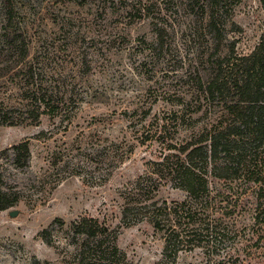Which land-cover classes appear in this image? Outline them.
I'll use <instances>...</instances> for the list:
<instances>
[{"label": "rangeland", "instance_id": "obj_1", "mask_svg": "<svg viewBox=\"0 0 264 264\" xmlns=\"http://www.w3.org/2000/svg\"><path fill=\"white\" fill-rule=\"evenodd\" d=\"M204 1L11 0L36 84L66 102L35 125H0V177L13 202L0 209V264H77L80 237L70 223L82 216L107 226L129 263L264 264V217L253 219L258 200L264 206V175L259 184L220 179L208 164V199L195 216L202 227L178 249H165L166 233L138 203L122 214L138 178L141 199L158 185V205L187 197L176 181L151 178L150 164L182 157L221 114L196 85L211 60L231 47L248 54L264 33L261 0H221L214 28ZM5 24L0 0V49ZM0 82V100L17 105L18 90ZM24 140L29 164L17 167L10 148ZM247 151L263 169L264 146Z\"/></svg>", "mask_w": 264, "mask_h": 264}, {"label": "trees", "instance_id": "obj_2", "mask_svg": "<svg viewBox=\"0 0 264 264\" xmlns=\"http://www.w3.org/2000/svg\"><path fill=\"white\" fill-rule=\"evenodd\" d=\"M220 1L203 2L209 27L216 26ZM261 3L264 8V0ZM2 4L6 24L1 35L0 81L11 82L15 86L19 101L17 105L7 106L0 100V125H35L42 114L55 115L56 108L66 102L65 95L52 87L49 90L42 84H36V72L28 59L27 45L16 26L14 5L11 0H2ZM210 63L206 79L197 78L196 85L207 102L221 104V114L210 128H204L196 140L181 147L179 154L182 157L176 154L172 155L175 158L164 156L150 164L151 178L156 177L154 179L159 183L162 179L176 181L187 197L180 202L169 204L164 201L158 205L151 196L158 185L141 199L142 189L138 178L129 190L133 198L127 196L124 199L122 214L126 216L137 212L138 205L144 209L143 215L154 229L166 233L165 249L169 246L178 249L182 240L196 236L191 232L202 227L201 219L195 216L199 201L203 197L208 199L207 181L203 174L207 173V166L211 163L214 176L220 179L248 177L247 182L249 180L255 184L263 180L264 166L262 169L260 160L255 162L256 158L249 156L247 150L264 146V33L248 54L236 55L231 47L222 58ZM200 108L201 105L194 111ZM165 127V124L161 125L162 129ZM10 150L15 166H28L31 154L28 140L11 146ZM8 197L9 192L3 187L0 177V209H6L13 203ZM261 217H264V206L258 200L253 219L257 222ZM56 221L63 224L61 219ZM70 226L73 234L80 237L77 264H133L118 249L115 236L110 237L107 226L96 218L82 216L72 221ZM44 239L50 244L47 238ZM34 264L40 262L35 260ZM219 264L225 262L220 261Z\"/></svg>", "mask_w": 264, "mask_h": 264}, {"label": "water", "instance_id": "obj_3", "mask_svg": "<svg viewBox=\"0 0 264 264\" xmlns=\"http://www.w3.org/2000/svg\"><path fill=\"white\" fill-rule=\"evenodd\" d=\"M15 214H16L15 211H11V212H10V215H11V216H13V215H15Z\"/></svg>", "mask_w": 264, "mask_h": 264}]
</instances>
